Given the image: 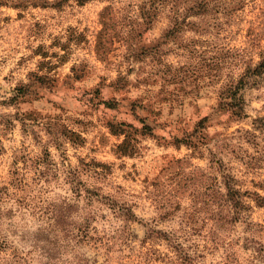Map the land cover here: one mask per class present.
<instances>
[{"label": "rangeland", "instance_id": "rangeland-1", "mask_svg": "<svg viewBox=\"0 0 264 264\" xmlns=\"http://www.w3.org/2000/svg\"><path fill=\"white\" fill-rule=\"evenodd\" d=\"M189 3L0 0V264H264V0Z\"/></svg>", "mask_w": 264, "mask_h": 264}, {"label": "trees", "instance_id": "trees-1", "mask_svg": "<svg viewBox=\"0 0 264 264\" xmlns=\"http://www.w3.org/2000/svg\"><path fill=\"white\" fill-rule=\"evenodd\" d=\"M80 2H85L86 0H79ZM166 2H175L177 0H165ZM181 1H186V2H190L189 3V7H188V11H191V15H197L200 14L204 11L207 10V8L210 5V1L212 0H181ZM214 1V0H213ZM178 15L177 12H174V14L171 16L172 19L176 20V16ZM176 31V30H175ZM262 63H260L258 66H260ZM39 81L44 80L43 76H38L37 78ZM241 85V80H238V82L234 83L231 82L229 83L228 86L225 87V89L222 92V97L224 99V102H221V106L219 104L220 107H228V109H230L231 113L233 115H237L240 116L244 113V100L241 98L237 97V92L240 89ZM21 88H18L17 93L10 98V100H15L17 99V97L19 96H23L24 92L20 91ZM231 100V101H230ZM205 120V118H203L199 124H197L200 128L203 127V121ZM118 133H124L125 134V138L123 140V142L121 144H119V148L121 150L122 153H129L131 146H129V133L128 131H126L125 128H121L120 130H118ZM75 135L74 132H71V136L65 137L68 140H71L73 142L76 141V139H80L79 135H76L75 138H73L72 136ZM58 134L55 133L53 136L52 141H55L54 143L59 144L58 142ZM195 137V132L187 134L185 136H183L182 138H175V140L173 141L174 144L179 145L181 143H184L185 145H190L191 147H196V143L194 141ZM45 153L48 154L47 150H45ZM18 173V171L16 172ZM10 185H12V188L14 189L13 192L8 191V187L4 186L3 188H1L0 190V201L5 200L6 196H18L19 193H22V191L24 190L26 184L22 182V179H18V178H13V180H11V182H9ZM236 192H234L233 190H231V188H229L227 196H230L231 199H234L233 194H235ZM257 196V201L258 202H263L264 201V197H261L259 194H256ZM4 197V199L2 198ZM86 198V204L90 205L92 200L94 199L91 194H89L88 196H85ZM98 201V199H97ZM237 202V200H236ZM1 203V202H0ZM239 203V202H238ZM0 208H1V204H0ZM71 204H69L67 202V204L64 205H60V208L58 207L56 209V214L54 215V224L57 226L56 229H58L59 231H64L65 234H68V230L67 227L70 225V222H68V218L71 216ZM1 214L2 211L0 210V221H1ZM121 216L123 217V219L125 220H129L130 216L129 215V211L127 210V212H120ZM91 218H92V214L90 210H86V212L84 213V215L81 216V225H80V229L79 232L87 237L89 234V227L91 224ZM1 223V222H0ZM55 226V227H56ZM71 233V232H69ZM151 233H155L154 235L151 234V238L152 239H167L170 242V246H172L173 248V257L170 258L171 263L172 264H191L192 263V257L190 256V254L188 252H184L182 251V247L180 246V242L178 241V239L176 237H171V234H166L163 233L161 231H153L151 230ZM1 238V235H0ZM72 238V237H71ZM180 259V260H179Z\"/></svg>", "mask_w": 264, "mask_h": 264}]
</instances>
